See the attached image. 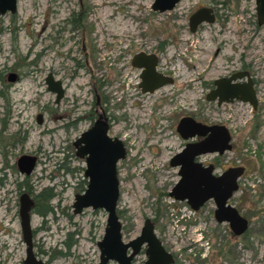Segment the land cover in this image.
Instances as JSON below:
<instances>
[{
  "label": "rangeland",
  "instance_id": "obj_1",
  "mask_svg": "<svg viewBox=\"0 0 264 264\" xmlns=\"http://www.w3.org/2000/svg\"><path fill=\"white\" fill-rule=\"evenodd\" d=\"M152 1L16 0L14 13L0 15V124L7 121L0 151L13 144L4 147L5 157L0 153V264H23L18 191H30L34 197L43 188H51L54 196L48 202L51 212L30 217L35 258L44 264H97L96 242L106 214L90 208L73 214L71 207L86 184L83 160L75 157L71 141L88 127L91 119L84 115L96 99L110 122L108 135L125 149L116 164V211L123 241L138 235L148 218L156 237L182 258L181 249L199 242L200 230L212 234L210 227L197 222L199 229L190 226L188 231L178 214L192 212L167 196L178 178L168 160L184 142L175 125L180 117L191 116L224 122L233 140L232 149L225 150V165L239 161L245 167L231 203L247 216L249 227L232 238L233 253L223 264H264V74L256 56L259 46L264 49V23L258 29L254 18L230 16L221 32L219 24L212 23L189 32V14L209 0H180L163 12L152 11ZM235 28L244 29L243 34L235 35ZM246 45L247 53H253L257 79L255 108L237 98L219 105L207 101L209 83L227 57H213L214 50L238 56ZM137 52L154 54L156 70L172 83L141 93L140 69L130 64ZM10 72L18 79L4 88ZM46 74L62 80L65 88V99L55 108L43 81ZM66 110L69 121H75L65 129L58 116ZM36 113L42 114L41 125L35 123ZM21 154L37 156L26 179L14 167ZM187 232L190 238L185 240ZM206 240L190 250L202 246L200 252L213 262L211 249L217 248V241ZM189 257L194 258L191 253Z\"/></svg>",
  "mask_w": 264,
  "mask_h": 264
},
{
  "label": "water",
  "instance_id": "obj_2",
  "mask_svg": "<svg viewBox=\"0 0 264 264\" xmlns=\"http://www.w3.org/2000/svg\"><path fill=\"white\" fill-rule=\"evenodd\" d=\"M180 0H153L152 11L163 12L171 10ZM16 0H0V15L5 12L14 13ZM257 21L264 22V0H256ZM213 19L209 7H199L188 16L189 32H194L201 23H211ZM156 56L150 53L137 52L133 54L130 64L140 69L139 83L141 93H151L154 90L170 84L172 79L155 70ZM9 76L15 77L10 72ZM220 80L214 82L215 88L207 94V100L216 99L219 105L222 101H232L238 98L247 101L255 108V96L251 80L243 83L232 82L221 89ZM47 90L55 93V101L62 95V88L57 80H52L50 74L45 78ZM221 93H226L222 97ZM106 117L99 115L91 125L83 130L72 142L74 155L83 160V177L86 184L81 193L73 197L72 213L77 214L84 208L102 209L105 214V225L101 238L96 242L98 249L97 264L115 261L117 264H131L132 256L139 247H145L146 259L143 264H171V254L164 250L156 237L152 223L148 218L142 222L138 235L123 242L121 223L116 214V203L119 196L116 164L125 156L122 142L107 134ZM177 135L186 142L180 150L174 153L168 163L177 168L178 179L168 192V196L177 201H184L191 209L196 210L204 201L212 199L215 204L214 216L217 221L228 223L230 230L239 235L247 229L248 220L235 205L227 199L237 190V177L243 172L242 165L227 166L218 176H213L212 166H202L194 158L200 154L218 153L231 148L230 131L224 124L206 125L195 121L191 116H182L175 125ZM194 137H203L199 141H190ZM34 156L21 155L17 167L27 175L34 167ZM32 202L27 195L19 198L18 216L22 239L25 244L23 264H44L35 258L31 245V227L29 210ZM130 252L127 253V249Z\"/></svg>",
  "mask_w": 264,
  "mask_h": 264
},
{
  "label": "flooded vegetation",
  "instance_id": "obj_3",
  "mask_svg": "<svg viewBox=\"0 0 264 264\" xmlns=\"http://www.w3.org/2000/svg\"><path fill=\"white\" fill-rule=\"evenodd\" d=\"M209 2H210V4H208V5L200 4L199 6H197V8H199V7H209L210 8V12H212V15H213V19L211 20V23L214 24V25L215 24H219L218 25V28H219L218 29V32H221V31L225 30V28H226V22L225 21L227 19H229L230 16H235V17L238 16L239 18L240 17L241 18L242 17H246V19L254 18V21L256 23L257 28L259 29L261 27V24H259L258 21H257L256 0H209ZM197 8H195V9H197ZM262 23H264V22H262ZM237 31H238L237 28H235V30L233 31V33H235V35H236L237 34ZM243 31H244V29H241L240 31H238L239 33L237 35H239L241 33L243 34ZM237 37H239V36H237ZM247 46L248 45H246L245 48H242L241 49V51L238 53V56H234L232 54H228L227 52L222 53V54L219 55V47H217L214 50L213 57H217V56H221V58H223L224 56H227V57L224 59V62L222 63V66L220 68V72H218L217 75L209 83L210 89H209V91L204 96L206 100H207V98H206L207 97V94L211 90H213L215 88L214 82L217 79L220 80L219 81L220 82L219 85L220 86L222 85L221 86V89H225L226 88L225 85H227L228 82L229 83H232V82L243 83V82L247 81L248 79H250L251 80V86H253L254 93H257V83H256L257 82V79H256L255 69H254L253 64L251 62V58H252L251 55L253 56V53H251V52H249L250 54L247 53L248 52ZM157 48L161 50L162 49V45L161 44L158 45ZM256 51L257 50H254V53ZM256 56H260V58H259V62L260 63H258V64H260V66H259L260 67L259 68V72L262 71V73L264 74V49L261 46H259L258 54H256ZM156 59H157V57H156ZM262 59H263V61H262ZM157 63H158V60L156 61V66H157ZM156 66H155V70H156ZM12 73L15 74V77L9 76V73L6 74V76H5V82L7 84L4 83V82L2 84V86L4 88H7L9 84H12L13 82H15L18 79V75L15 72H12ZM263 74H262V76H263ZM46 76H47V74H46ZM46 76L43 79L44 83H45ZM52 80L59 81L60 87L62 88V95L58 99V101H55V93H53V92L50 91L51 94H52V104H53V106L55 108V107H57L60 104V102L62 100L65 99L64 98L65 97V88L62 86V80H60V79L59 80L58 79H53V78H52ZM45 85H46V83H45ZM224 94H226V93H221L219 96L222 97ZM256 98H257V96H256ZM207 101H209V100H207ZM211 101H215L216 102V99L211 100ZM99 115H102V117H106V122H107L108 129H109L110 122L108 120V117H107V115H106V113L104 111V108L100 105L99 101L96 99L95 102L93 103L92 107H91V110L89 112H87L86 115H84V117L87 118L88 121H90V119H91L88 127L91 125V123L97 117H99ZM58 118L59 119H64L65 122L62 123L61 125H62V128H65V129L68 128L67 126L72 127L73 126V123L75 121V120L73 122H72V120L69 121V114H67V110L65 112H63V114H60L58 116ZM192 118L195 121H198V122L203 123V124H206V125L219 124V123L207 122V121H204V120H201V119H196L194 117H192ZM34 119H35V123L37 125H41L42 122H43L42 114H40V113H36L35 116H34ZM54 121H56V118L55 117H54ZM6 124H7V121L6 122L4 120L1 121V124H0V138L1 137L2 138L4 137L2 135L6 132ZM221 124H224L226 126V124L224 122H221ZM54 126L55 127L52 128L53 130H51V132L56 130L57 125H54ZM227 129H228V127H227ZM107 134H108V131H107ZM5 137H7V136H5ZM202 138L203 137H194L190 141L195 142V141L201 140ZM73 141H71V146L72 147H73V145H72V142ZM2 142H3V139L1 140V143ZM186 142H189V140L188 141H184L183 144H182V146H181V148L183 147V145ZM230 143H231V148L230 149H232V147H233V140H232L231 133H230ZM12 145L13 144H10V145L5 144L3 146V149L0 151V153L1 154H4V157H5V153H6V149H5L6 147L5 146H12ZM230 149H225V150H230ZM225 150L221 154H218V153H215V152L214 153L200 154V155L196 156L194 158V160H195V162H198L202 166H207V165L210 164L212 166L211 173H212L213 176H218L219 174H221L225 170V167H227V166L242 165L243 166V170H244V168H245L244 165L241 164L239 161H236L235 163H228V164L225 165V162H224ZM21 155H26V154H21ZM21 155H18L16 157V159L14 161V167H15L16 171L23 177V179H26L27 176L30 175V173L33 171V169H34V167L36 165L37 156L36 155H32V154L30 155V156H34L35 157L34 167L32 168V170H31V172L29 174L25 175V174H23V173L20 172V170L18 169L17 164H16L17 159ZM66 157H67V154H65L63 156L62 163H65L66 162ZM176 172H177V168H176ZM238 177H237V183H238ZM3 179H4V177H3ZM0 183H2V177L0 178ZM19 185H21V184L20 183L17 184V188L18 189L20 188ZM168 192H167V196H168ZM30 193H31L30 191L19 190L18 191V196H17V199H16L17 214H18V207H19V198H20V196L22 194L27 195L28 198L30 199V201L32 202V205H31L30 210H29V223H30V217L32 216L31 214L35 213L33 211V208H34V205H35V199H34L33 195H31ZM53 196L54 195H52V197ZM233 196H234V192L229 197V199H227L226 204H228V202L231 203V199H232ZM175 201H177V200H175ZM178 203H179L180 206L186 207L187 210H189L193 214V216H188V214L185 213V212H183V211H181L178 214V216H180V220L182 222H184V226L187 227V230L188 231H190V228H189L190 226L194 227V230H198L199 229L198 228L199 226H196L197 224H199V225L200 224H203L206 228L207 227H210V229L212 231V234L209 235V236H207V234H205L204 232H202V230H200L199 233H201V234L203 233V234L202 235L200 234L199 237L196 238V240H199V242L196 241V243L194 245H196V244L201 245L200 240L201 241L202 240H205V239L209 240L210 238H212V241H214V240L217 241V245H216L217 248H214V250L211 249V253H212L211 256H212V259H214V261L212 262L210 260L208 261L205 258V254L204 253H201L202 252V246H200V248H198L197 250H195L194 252H192L190 249L192 247H194V245L193 244H190V242H188V246L187 247H183L181 249V251H180L181 253H183L182 258H177V257H175L172 254V252H170L171 250L167 249L163 245V243L159 240L160 243H161V245H162V247L164 248V250L167 251V252H169L171 254V258H172L171 264H210V263H212V264H223V262H225V260L233 253L232 238L233 237L234 238L239 237L240 234L245 233V231L248 229L249 226L247 225L248 227H247V229L244 232L240 233L239 235H235L232 232V230H230V227H229V225H228L227 222H225V221L219 222V221L216 220V218L214 216L215 204H214V201L212 199H207L206 201H204L196 210L191 209L184 201H178ZM231 204L234 205L233 203H231ZM237 209H239L240 213L242 215H244L241 212V210H240L239 207H237ZM116 214H117V211H116ZM18 218H19V216H18ZM246 218H247V216H246ZM247 220H248V218H247ZM196 222H197V224H196ZM248 224H249V220H248ZM152 226H153V224H152ZM19 227H20V225H19ZM121 231H122V228H121ZM153 231H154V228H153ZM20 232H21V230H20ZM32 236H33V230L31 228V245H32ZM21 238H22V235H21ZM189 238H190V236L188 235V232H187L186 233V237L184 236V239L185 240H188ZM207 240H206V243H207ZM22 241H23V239H22ZM123 242H127V241H123ZM187 250H188L189 254L185 255V253L187 252ZM130 251H131L130 248H128L127 249V253H129ZM190 253L194 257L193 259L191 257H189L190 256ZM24 257H25V248H24ZM23 259H22V261H23ZM145 259H146V256H145V247L144 246H141V247H139L138 251L132 256V258L130 260V263L131 264H143L144 261H145ZM113 262H115V261H113ZM115 264H117V263L115 262Z\"/></svg>",
  "mask_w": 264,
  "mask_h": 264
},
{
  "label": "trees",
  "instance_id": "obj_4",
  "mask_svg": "<svg viewBox=\"0 0 264 264\" xmlns=\"http://www.w3.org/2000/svg\"><path fill=\"white\" fill-rule=\"evenodd\" d=\"M54 195L51 188H43L34 196L35 198V205L33 211L40 215L44 216L48 212H51V207L48 204L49 199ZM65 246L68 247L69 244L65 243Z\"/></svg>",
  "mask_w": 264,
  "mask_h": 264
}]
</instances>
